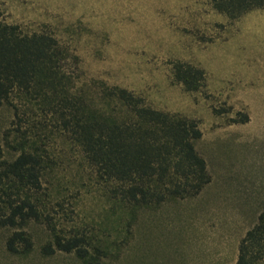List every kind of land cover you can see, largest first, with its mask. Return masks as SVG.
<instances>
[{"label":"rangeland","instance_id":"1","mask_svg":"<svg viewBox=\"0 0 264 264\" xmlns=\"http://www.w3.org/2000/svg\"><path fill=\"white\" fill-rule=\"evenodd\" d=\"M213 7L211 0H0L6 22L58 39L77 88L127 89L155 110L196 121L202 133L195 147L210 182L195 197L139 211L129 235L117 229L103 192L79 181L78 158L66 161L74 149L51 139L61 162L47 182L64 196L62 230L109 233L107 264H234L240 239L264 212V9L230 19ZM179 64L205 72L198 91L176 80ZM11 120L3 106L0 158L12 156L2 152ZM28 230L34 247L26 256L8 253V230H0V264H81L73 253L43 255L48 231Z\"/></svg>","mask_w":264,"mask_h":264},{"label":"trees","instance_id":"2","mask_svg":"<svg viewBox=\"0 0 264 264\" xmlns=\"http://www.w3.org/2000/svg\"><path fill=\"white\" fill-rule=\"evenodd\" d=\"M211 2L230 19L264 9V0ZM68 55L53 34L24 31L0 11V109L12 111L2 148L12 156L0 158V230H8L5 248L13 255L33 250L32 224L49 233L43 255L73 253L81 264H107L109 233L62 230L64 196L47 182L61 162L49 150L53 137L74 149L66 161L78 158L79 181L103 192L126 235L139 211L197 196L210 175L195 147L202 135L196 121L155 110L117 86L77 88ZM174 75L187 91L204 85L205 72L190 64H179ZM119 244L112 241L114 250ZM234 264H264V212L240 239Z\"/></svg>","mask_w":264,"mask_h":264}]
</instances>
